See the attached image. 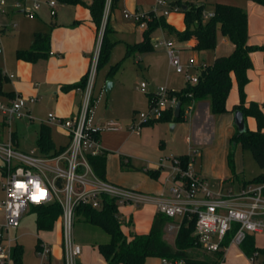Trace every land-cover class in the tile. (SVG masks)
Here are the masks:
<instances>
[{
  "label": "crops",
  "instance_id": "obj_1",
  "mask_svg": "<svg viewBox=\"0 0 264 264\" xmlns=\"http://www.w3.org/2000/svg\"><path fill=\"white\" fill-rule=\"evenodd\" d=\"M86 1L91 2V0ZM175 1L171 0L170 5H173ZM215 2H228L243 7L248 15L249 44H264L263 4L254 0H217L210 4L214 6ZM154 5L155 0H117L109 16V33L112 36L111 40L115 41V43L123 42L126 50L128 44L140 42L143 39L145 27L140 26L132 18H126L124 13L130 11L145 14L152 11L153 9L151 8H153ZM56 9V14L52 15L49 6L43 3L33 17L26 15L22 10H20V12H23V15L8 14L0 16V27H4L6 30L8 29L0 36V77L3 79L0 99L8 100L17 94L26 97H36L37 99L35 102H31L28 105V110L31 114V117L28 118L30 121L27 122L29 130H33L35 138L37 139L41 124H48L51 128L53 138L56 131H61L66 135L67 142L64 145H60L61 147L69 143V133L58 122L49 121L48 114L53 112L61 118H73L76 116L81 104L82 88L73 87L64 89L63 86L78 82L88 73L96 47L98 31L93 21L90 8L87 5L82 3H64L58 0ZM149 9L151 10L147 12ZM178 11L179 12L171 11L164 15V17L166 21L176 29L184 30L186 27L184 12L181 10ZM210 13H213V11L207 12L205 10V14ZM206 20L207 19H204V21ZM13 23L15 24L14 26H12ZM165 29L168 30L167 28ZM37 31L50 33L49 53L46 56L39 57L35 61L19 58L17 56L18 50L29 49L33 43L34 34ZM179 41V53L181 52L184 54V61L190 57L195 59L196 65L194 69L196 72L198 70L197 66L212 64L216 57L228 55L234 48L230 39L222 34L221 31H218V42L216 47L210 50L198 51L195 49L194 46L197 43L195 37H191L188 40L179 39ZM160 46L164 47L163 45ZM141 54L142 53H136L132 55L135 58L138 57L136 60L138 64H140L139 60L142 58ZM250 56L253 66L248 70L249 81L245 85L246 104L251 101L257 102L264 111V52L262 50H254L251 52ZM111 78L112 77L105 75L104 81H109ZM113 86L114 82H112L109 91H107L105 86V90L108 94L111 92ZM140 86L141 83L139 88ZM101 89L104 88L102 87ZM150 92L155 91L151 90L147 92V96ZM149 102L148 96V105L150 104ZM239 102L240 95L238 83L235 75L232 74V87L226 100L228 111L217 116L212 115L207 99L194 100L190 105L185 107L184 120H182V122L190 123V145L192 147L196 145L198 149L201 150L198 167H196L195 163L192 161L194 167L198 169L197 171L199 174L206 179L207 175L212 176V174L216 172L217 161L215 157L225 155L223 160H221L222 162L220 161L221 163L219 164L224 171L223 177L220 179H207L214 188H224V182L226 180H233L231 177L232 171L230 172V165L228 162V146H230L232 142V136L238 131V127L235 123L236 110L233 108ZM0 115L3 118L2 121H0V142H5L1 139V134L3 133L2 129L4 125H9L11 131L9 141L12 140L17 149L30 152L18 147L17 126H11L12 123L7 122L4 116L2 114ZM94 119L101 124L109 119H114L120 124L118 130H103L99 133L101 145L107 152L106 180L135 189L141 194L149 197V200L138 205L134 203L119 205V218L122 221V229L125 234H127L129 238H131L132 232L147 234L151 229L155 215L159 212L156 198L162 195L170 196L174 163L168 164L165 163L166 161L160 163L152 158H146L148 165H139L135 157L136 159L138 158L140 162H143L142 157L137 155L134 157V155L122 153L128 148L129 143L132 142L130 138L136 132H134L131 127L129 128L128 125L127 128L122 121L109 115L108 111L98 115L96 114ZM245 121L249 129L257 128L255 117L247 116ZM147 124L148 123H145L143 125ZM176 127V122H173L171 124V129ZM146 129L147 130L143 132L142 127L140 133H136L142 137L141 145L156 148L157 144L156 141H154L155 137L153 135L155 128ZM233 144L239 145L242 148L239 143L233 142ZM36 153L42 154L40 151ZM122 157L128 160L132 166L138 167V169H122ZM147 169L158 170L159 174L157 176H152ZM240 169L241 167L237 168V170ZM1 171L3 178L1 186L3 189V182L6 177L3 166ZM0 213H2L4 218V220L0 221L1 226L5 223L6 214L3 208H0ZM174 219L179 223L181 222V217H174ZM90 229L91 225L76 219L75 236L76 240L82 245V252L78 261L81 264H107L104 255H102L101 252L100 255L98 254L99 252H96L99 251L98 247L95 245L98 241L83 237L85 231H90ZM44 231V240L40 239L41 244H48L50 255L56 253L58 258L52 261V257L49 256L48 261H44L43 263L64 264L61 217L56 221L53 229ZM78 238H80L81 241H79ZM254 238L256 246L264 248V231L254 233ZM39 248H37L38 251ZM260 256H262L261 259L259 258ZM149 258L151 257H148L146 260ZM162 260L164 263V258H162ZM220 264H264V252H260L256 258L253 259L244 252L242 245L230 244L224 250V259Z\"/></svg>",
  "mask_w": 264,
  "mask_h": 264
},
{
  "label": "built area",
  "instance_id": "obj_2",
  "mask_svg": "<svg viewBox=\"0 0 264 264\" xmlns=\"http://www.w3.org/2000/svg\"><path fill=\"white\" fill-rule=\"evenodd\" d=\"M168 2L169 0H155L154 9L150 12L158 16L181 10L179 5L160 7ZM43 3L49 6L52 15L56 14L58 0H13V5L20 7L30 17L36 15ZM111 5L112 0H106L87 81L82 89L79 111L73 118H61L53 112L48 114L49 121L58 122L69 133L70 140L65 150L57 155L47 156L34 150L21 151L15 147L12 140L0 142V155L5 160L3 169L6 174L3 182L6 196L0 200V208H3L6 214L5 223L0 226V264H10L12 260V253L10 255L8 249L1 245L2 241L7 239L4 231L19 226L22 214L29 205L59 202L62 208L60 217L64 264H77L82 252V245L75 236L76 207L80 203L99 208L104 194L115 197L119 205H138L149 200L148 196L135 189L101 178L88 159L89 154L104 152L99 139L101 131L120 128L119 122L114 119H109L103 124L96 122L93 108L98 58ZM6 6L7 0H0V14L7 13ZM150 12L140 14L126 11L125 14L140 26L146 27L151 17ZM205 15L211 16L213 13ZM14 25L13 23L12 26ZM160 45L166 48L170 63L177 72L187 71L190 66L196 65L193 57L188 58L185 64L182 62L172 39H158L154 46ZM197 78L196 72L189 74L187 80L195 83ZM140 88L142 91L146 90L144 81L141 82ZM160 91L153 98L149 111L140 112L141 121L131 126L134 132L140 133L143 124L159 118L168 107L176 106L178 101L169 96L167 88L161 87ZM36 99L21 94L8 100L0 99V114L9 123L24 116L30 118L28 105ZM198 151L197 148L189 154L190 159L186 167L181 165L179 159L174 160L170 196L157 197V209L169 217H195L194 234L200 247L208 252L225 250L230 244L242 245L249 234L264 231V179L243 181L237 190L233 187L226 191L223 187L214 188L192 163L193 155ZM172 227L170 226V229ZM39 253L43 260H48V244L42 243ZM164 263L185 264V260L164 258Z\"/></svg>",
  "mask_w": 264,
  "mask_h": 264
},
{
  "label": "trees",
  "instance_id": "obj_3",
  "mask_svg": "<svg viewBox=\"0 0 264 264\" xmlns=\"http://www.w3.org/2000/svg\"><path fill=\"white\" fill-rule=\"evenodd\" d=\"M64 3L77 4L82 3L90 8L93 21L99 32L104 15L106 0H59ZM264 5V0H254ZM117 0H112L111 11L116 5ZM173 5H179L181 11L184 12L186 27L184 30H178L169 24L164 15H154L150 12L151 17L148 19L147 26L143 31V39L140 42L127 45L126 55H134L136 53H144L154 49L152 41V33L158 27H164L174 32L178 39L188 40L191 37L197 39L195 49L198 51L210 50L216 47L218 42V31L226 35L233 43V51L228 55L216 57L212 64L201 66L197 70V82L193 83L186 80L185 85L179 90H169V96L175 97L181 102V109L178 116L174 114L175 107H168L163 114L154 120L146 123L153 124L158 120H169L173 122L184 120L185 107L194 100L207 99L210 105L212 115H219L228 111L226 100L232 87V74L238 83L240 102L233 108L242 110L245 118L253 116L257 121L256 129H249L243 132L237 131L232 136V141L239 143L243 149H250L255 160L260 166L264 167V111L259 103L251 101L246 104L245 85L249 81L248 70L253 66L251 52L254 50H262L263 45H251L248 42V15L246 10L235 4L228 2H215L213 15L206 21L205 4L182 2L177 0ZM184 5L186 7L184 8ZM8 30V29H7ZM6 28L0 27V34L7 31ZM110 31L109 19L106 23L102 43L98 58L99 70L100 66L109 60L115 41L108 36ZM50 51V33L37 31L29 49L18 50L17 56L21 59L35 61L41 56H46ZM118 64H114L108 71V76L113 77ZM87 81V74L78 82L64 85L63 88H84ZM3 79L0 77V93L2 92ZM149 105L152 104L153 98L157 96V92L148 93ZM37 144L43 155L54 156L65 150L66 146L56 147L52 139L51 128L48 124L42 123L39 129ZM88 159L96 172L101 178L106 179V159L107 152L104 150L100 154H89ZM183 167L189 162V155L184 154L177 157ZM228 162L232 169L233 176L238 173L234 165V153H228ZM122 169H138L136 166L121 159ZM152 176L159 174L158 170L147 169ZM264 179V175H258L253 180ZM247 180H244L246 182ZM252 181V180H251ZM101 207L96 208L89 204L80 203L76 207V217L78 220L96 226L109 234L110 240L107 242H98L95 245L104 255L107 264H144L148 257H161L171 260L184 259L185 264H220L224 259V250L213 252V257L197 258L191 253L194 248H201L197 242L195 231L196 218L184 216L181 218L174 244H170L164 238L165 227L174 220L162 212H158L153 220L150 231L147 234H137L132 232L131 238L122 229V221L119 218V204L115 197L104 194L102 196ZM36 211L37 230H51L56 221L59 219L62 208L59 202L53 201L48 204L32 205ZM229 239V237H228ZM41 240L38 238L36 247L39 248ZM244 252L255 259L260 252H264V248L255 244L254 234H249L242 244ZM23 246L16 244L12 249L13 264H22L23 262ZM77 264H81L79 261Z\"/></svg>",
  "mask_w": 264,
  "mask_h": 264
},
{
  "label": "rangeland",
  "instance_id": "obj_4",
  "mask_svg": "<svg viewBox=\"0 0 264 264\" xmlns=\"http://www.w3.org/2000/svg\"><path fill=\"white\" fill-rule=\"evenodd\" d=\"M214 1L217 0H182V2L204 3L206 8L205 10L207 12L214 10V6L210 4ZM170 2L171 0H169L167 4L160 7L169 8ZM6 9L7 13L0 14V16L8 14L23 15V12H20L21 8L13 5V0H7ZM151 9H154V6ZM151 9L147 10V12ZM124 16L126 17L125 13ZM209 18L210 15L205 16L204 19L208 20ZM2 35L3 34H0V36ZM108 36L112 39L110 33ZM152 39L154 43H156L157 39H172L177 48L180 45L177 35L163 27H159L153 31ZM179 55L181 56L182 62L185 64L188 59L184 61V54L181 52ZM141 56L142 58L139 60L140 64H138L136 62L138 57L135 58L132 55H126V47L123 42H117L114 44L109 60L100 66L97 71L94 87V118L96 117V114L98 115L108 111L109 115L122 121L126 127L128 125L130 128L136 122L138 123L141 121L140 112H148L150 109V106L148 105L147 92L151 90L161 92V87L167 88L168 90L181 89L185 84L188 75L196 73L194 66H190L187 71L177 72L170 63V58L166 48L162 46L154 47L153 50L144 52ZM114 64H118V67L113 77L109 79L114 82V86L108 94L105 90L106 82L108 80L104 81V77L105 75L108 76V71ZM143 81L147 84L146 91H141L139 88L140 83ZM102 87L104 89H101ZM28 118L29 117L24 116L14 119L11 122V126H17V138L19 141L18 147L20 149L39 152L40 150L37 144V139L35 138V133H33V130H29V126L27 124V122L30 121ZM2 119L3 118L0 115V121H2ZM172 123L173 121L169 120H158L153 124L142 125L143 132L147 130L146 128H155L153 135L155 137L154 141H156L157 144L156 148L141 145L142 137L134 133L130 138L132 142L129 143L128 148L122 153L132 156L134 155V157L135 155L142 157L143 162H140L138 158L136 159V157L135 160L139 163V165L143 164L144 166L148 165L146 158H152L160 163L162 161H166L165 163L173 164L174 160L178 156L193 153V151L198 147L196 145L193 147L190 145V123L177 121V127L171 129ZM2 130L3 133L1 134V139L8 142L11 135L9 125H4ZM53 141L55 142L56 147L59 148L60 145H64L67 142V137L61 131H56ZM231 151L234 153V165L238 174L233 176L232 172L231 177L233 180H226L224 182V191L228 190L230 187L237 190L240 183L244 180L251 181L258 175H264V167L260 166L255 160L250 149H242L239 145L233 144L232 141L230 146H228V153ZM197 154L198 155H193V162L196 167H198L197 165L200 162L201 150H199ZM224 157L225 155L215 157L217 161V165L215 164L216 172L213 173L212 176L207 175V179H220L223 177L224 171L219 164L222 162L221 160H223ZM4 164L5 160L0 155V200L6 196L1 186V182L3 180L1 168ZM238 167H241V169L237 170ZM231 171L232 169L230 168V172ZM36 217V211L33 209L32 205H29L26 211L22 214L19 226L17 228H10L9 230L4 231V235L7 239H4L1 245L8 249L10 255L16 244H21L23 246L24 251L22 264H44V261H48L43 260L42 255L36 247L38 238L44 240L45 233L44 230H37ZM2 220H4V218L2 213H0V221ZM170 226L173 227L170 229ZM179 226L180 223L175 219L166 225L164 238L170 244H174ZM83 237L86 239L91 238L98 242H107L110 240L109 234L96 226H91L90 231L86 230ZM78 239L81 241L80 238ZM192 250L193 251L191 253H193V255L197 258L213 257L214 255L212 252H208L199 247ZM96 252H99L98 254L100 255V251ZM49 256L52 257V261L58 258L56 253H53L52 255L49 254ZM259 258L261 259L262 256ZM10 264H13L12 260L10 261ZM144 264L165 263H163L161 257L152 256L146 260Z\"/></svg>",
  "mask_w": 264,
  "mask_h": 264
},
{
  "label": "water",
  "instance_id": "obj_5",
  "mask_svg": "<svg viewBox=\"0 0 264 264\" xmlns=\"http://www.w3.org/2000/svg\"><path fill=\"white\" fill-rule=\"evenodd\" d=\"M185 7H186V5H184V8H185ZM111 86H112V81H110V80L107 81V82H106V89H107V91L110 90ZM180 109H181V102L178 101V102L176 103V106H175V109H174V114H175V116H178V115H179V113H180ZM235 123H236V125H237V127H238V131H239L240 133L246 130L245 115H244V113H243L242 110L237 109V110L235 111ZM173 125H174V124H173ZM173 125H172V127H173Z\"/></svg>",
  "mask_w": 264,
  "mask_h": 264
},
{
  "label": "snow or ice",
  "instance_id": "obj_6",
  "mask_svg": "<svg viewBox=\"0 0 264 264\" xmlns=\"http://www.w3.org/2000/svg\"><path fill=\"white\" fill-rule=\"evenodd\" d=\"M41 195H42V193H41Z\"/></svg>",
  "mask_w": 264,
  "mask_h": 264
}]
</instances>
